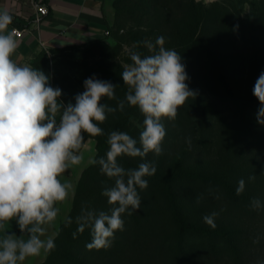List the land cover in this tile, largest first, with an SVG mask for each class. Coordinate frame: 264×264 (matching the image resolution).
<instances>
[{
  "label": "trees",
  "instance_id": "1",
  "mask_svg": "<svg viewBox=\"0 0 264 264\" xmlns=\"http://www.w3.org/2000/svg\"><path fill=\"white\" fill-rule=\"evenodd\" d=\"M122 0H116L115 9ZM154 5V0H143ZM226 11L210 18L214 10ZM183 18L174 24L173 49L180 54L196 95L178 109L174 121L164 124L166 137L163 153H149L144 160L154 162L156 173L146 177L148 187L138 189L141 208L131 216L124 214L125 230L117 231L109 249L88 250L90 230L73 238L75 218L83 206L108 211L110 205L102 195L104 179L96 178L99 167L89 165L82 173L68 217L73 223L62 224L55 238L56 248L41 264H258L264 261V207L254 210L253 198L264 204V125L257 122L259 101L253 88L264 71V0H258L244 25L232 19L221 5L212 12L203 4L190 0ZM126 9V14L134 12ZM123 10L121 13H124ZM136 11V10H135ZM229 14V15H227ZM22 22L13 18L11 25ZM27 25V24H22ZM183 27V31H180ZM99 40L90 42L95 43ZM88 45V44H85ZM84 45V46H85ZM81 46L54 50L60 52ZM53 58L42 67L50 77ZM92 77L109 81L124 99L127 86L109 69L91 71ZM50 84L54 87L52 78ZM115 107L116 100L102 102ZM117 110L110 115L114 127L100 126L104 135L96 140L95 158L104 156V146L111 131H123L139 139L143 116ZM138 123L135 124L134 122ZM190 138L191 143H187ZM214 162L205 166V163ZM140 158L123 157L122 166L136 168ZM255 175V181L248 177ZM245 181L242 194L236 195L238 181ZM96 185L92 186V182ZM113 184V181L109 186ZM93 188V189H92ZM211 189V191H209ZM219 195V199L215 196ZM200 197V203L196 198ZM86 206V207H87ZM223 209V211H221ZM219 212L212 229L205 215ZM259 238V243H254Z\"/></svg>",
  "mask_w": 264,
  "mask_h": 264
},
{
  "label": "clouds",
  "instance_id": "2",
  "mask_svg": "<svg viewBox=\"0 0 264 264\" xmlns=\"http://www.w3.org/2000/svg\"><path fill=\"white\" fill-rule=\"evenodd\" d=\"M12 23L9 11H0V230L14 220L21 234L27 233L28 238L18 239L14 233L5 232L0 240V264H23L27 258L48 254L56 248L58 233L47 235L48 229L60 213L56 205L74 192L73 185L60 177L81 164L85 134L104 135L100 125L108 114L124 111L127 104L136 107L144 117L139 139L127 132L111 131L106 154L90 159L102 175L113 181L102 191L111 207L108 211L82 207L75 218L77 230L73 232L76 238L78 233L90 230L91 240L85 245L88 250L109 249L115 233L125 230L124 214L131 216L141 208L138 189H147L146 177L157 171L155 163L144 158L149 153L162 155L166 137L163 120L174 121L178 109L196 95L186 83L189 77L185 65L179 53L165 47L163 36L155 42H137L134 48L142 43L149 54L129 50L131 63L125 64L121 73L127 86L124 99L116 96L119 85L90 77L84 80V91L75 95L74 103L65 104L61 100L62 89L51 86L44 71L13 59L18 40L15 30L9 29ZM253 95L260 104L257 122L264 125V71L255 82ZM103 98L116 100V106L103 103ZM187 143H191L190 138ZM122 157H138L144 162L126 169L120 163ZM255 179V175L248 177L249 181ZM244 189L245 181L240 179L236 195ZM200 199L196 198L197 204ZM251 207L259 210L264 204L253 198ZM219 214L214 211L205 215L203 221L215 229ZM72 223L71 217L64 218L65 227ZM253 242L259 243V238Z\"/></svg>",
  "mask_w": 264,
  "mask_h": 264
},
{
  "label": "rangeland",
  "instance_id": "3",
  "mask_svg": "<svg viewBox=\"0 0 264 264\" xmlns=\"http://www.w3.org/2000/svg\"><path fill=\"white\" fill-rule=\"evenodd\" d=\"M152 1V0H151ZM190 0H154V5H146L143 0H122L117 6L120 13H116L114 6V16L111 22V31L108 36L95 43L72 48L64 52H60L53 58V64L50 67V78H52L54 87L62 89L61 100L67 104L69 101L74 103V97L78 93L84 91L83 82L85 79L92 77L91 71H101L109 69L114 71L122 79L121 73L125 64L131 63L129 58V50L139 51L144 55L149 54L148 50L137 42L151 40L155 42L156 38L163 36L165 38V47L173 49L174 45V24L180 21L186 9V4ZM195 3L203 4L212 12L215 5L223 6L230 14L232 19L246 25L250 21V15L255 3L258 0H193ZM115 5L116 0H112ZM126 9H131L134 15L126 14ZM123 10L124 13H121ZM136 10V11H135ZM220 8L214 10L210 18L228 17L220 16ZM227 14V15H229ZM180 31H183V27ZM104 80L101 77H95ZM123 80V79H122ZM118 92H116V96ZM106 103V101L104 102ZM131 111H139L136 107H131ZM108 114V125L106 129H111L115 125L111 122ZM143 116V115H142ZM144 119V117H143ZM168 119H164L165 124ZM135 124L138 122L135 121ZM101 127V126H100ZM134 138L137 139L136 136ZM105 153L109 145L104 146ZM123 159V157L121 158ZM120 159V163H121ZM122 164V163H121ZM215 164L213 161L205 163V166ZM123 165V164H122ZM103 178V185L109 186L112 180L108 179L101 173L95 176ZM96 185L92 182V186ZM93 189V188H92ZM87 206V205H86ZM83 206V207H86ZM88 207V206H87Z\"/></svg>",
  "mask_w": 264,
  "mask_h": 264
},
{
  "label": "crops",
  "instance_id": "4",
  "mask_svg": "<svg viewBox=\"0 0 264 264\" xmlns=\"http://www.w3.org/2000/svg\"><path fill=\"white\" fill-rule=\"evenodd\" d=\"M48 7V14L39 24L33 21L36 8L32 0H0V11L8 10L12 17L22 23L9 29L23 30L18 38V48L13 59L18 64H29L42 69L43 62L52 60L54 50L84 46L90 42L105 38V32L111 31L114 16L112 0H43ZM27 24V25H22ZM96 140L88 137L81 149L83 160L81 164L71 167L61 175L62 181L70 182L74 192L70 197L56 206L60 208L57 221L48 229L47 235L59 234L64 218L68 217L73 206L78 181L83 171L91 165L90 159L97 153ZM5 232L14 233L18 239H27V233L21 234L15 221L6 222L5 229L0 230V240ZM57 236V235H56ZM55 236V238H56ZM47 254L27 258L23 264H41Z\"/></svg>",
  "mask_w": 264,
  "mask_h": 264
},
{
  "label": "built area",
  "instance_id": "5",
  "mask_svg": "<svg viewBox=\"0 0 264 264\" xmlns=\"http://www.w3.org/2000/svg\"><path fill=\"white\" fill-rule=\"evenodd\" d=\"M34 2L36 13L33 17V21L36 24H39L44 16H46L49 12L48 7L44 4L43 0H32ZM16 33V37L20 38L23 35V30L19 28H13ZM105 36H108L110 34L109 31H106Z\"/></svg>",
  "mask_w": 264,
  "mask_h": 264
}]
</instances>
